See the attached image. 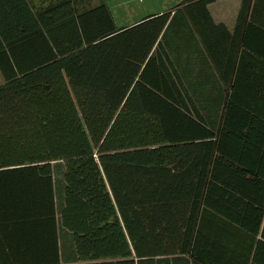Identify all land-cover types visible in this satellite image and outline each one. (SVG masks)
<instances>
[{
  "label": "trees",
  "instance_id": "16d2710c",
  "mask_svg": "<svg viewBox=\"0 0 264 264\" xmlns=\"http://www.w3.org/2000/svg\"><path fill=\"white\" fill-rule=\"evenodd\" d=\"M169 15L119 27L103 0H0V213L47 219L46 264L56 164L70 264H264V70L248 88L238 65L205 117L150 52ZM240 29L264 62V0H241Z\"/></svg>",
  "mask_w": 264,
  "mask_h": 264
},
{
  "label": "crops",
  "instance_id": "0c3cea01",
  "mask_svg": "<svg viewBox=\"0 0 264 264\" xmlns=\"http://www.w3.org/2000/svg\"><path fill=\"white\" fill-rule=\"evenodd\" d=\"M103 1L108 6L106 0ZM183 1L185 0H174L167 10L162 11L170 10L169 17L172 16V23L169 24L164 37L157 38L150 52L156 57L155 65H162L161 62L164 65H175V75L178 74L182 78L188 97L191 96L190 99L193 101L208 104L203 114L205 117H217L225 93L232 94L235 74H241L238 65H244L243 70L247 74L244 80L247 82L253 80L248 85L249 88L251 84L253 87L255 85V72L264 70V67L256 66L264 65V62L260 60L261 57L257 56L255 50L244 47L243 41H246L243 39L245 34L243 29L234 30L241 0H210L205 4L207 12L205 14L201 10L199 13L195 11L193 13L191 7H186L187 2ZM175 5L177 6L174 7ZM175 10L177 11L173 15ZM189 10L190 14H187ZM162 12L143 14L141 18ZM141 18L124 26H130ZM246 44L256 45V38L255 40L252 37L248 38ZM261 76L264 77L263 71ZM259 80L264 83V79ZM248 94H251L250 91ZM56 166V168L53 166L52 174L56 208L55 264H70L75 262L71 235L58 222V209L63 198V168L59 164ZM51 230L53 228L46 218L30 216L26 208H16L12 213L6 208L0 213V264L48 263L49 256L54 255L53 245L49 244L52 243V237H49ZM231 243L233 245L234 240ZM227 245L232 248V245ZM225 249L227 252L224 253L231 252ZM184 258L187 264H199L186 256Z\"/></svg>",
  "mask_w": 264,
  "mask_h": 264
},
{
  "label": "rangeland",
  "instance_id": "374dc122",
  "mask_svg": "<svg viewBox=\"0 0 264 264\" xmlns=\"http://www.w3.org/2000/svg\"><path fill=\"white\" fill-rule=\"evenodd\" d=\"M85 2L87 6H91L93 3L96 4L98 0H85ZM106 2L114 24L124 26L138 20L143 14L167 10L169 4H172L174 0H106Z\"/></svg>",
  "mask_w": 264,
  "mask_h": 264
}]
</instances>
